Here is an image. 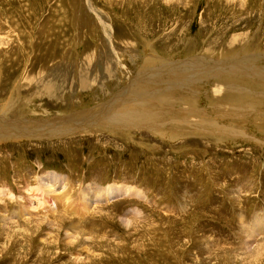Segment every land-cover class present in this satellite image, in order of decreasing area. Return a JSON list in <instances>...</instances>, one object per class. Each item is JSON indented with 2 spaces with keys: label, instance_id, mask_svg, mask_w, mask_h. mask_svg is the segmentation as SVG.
Here are the masks:
<instances>
[{
  "label": "rangeland",
  "instance_id": "rangeland-1",
  "mask_svg": "<svg viewBox=\"0 0 264 264\" xmlns=\"http://www.w3.org/2000/svg\"><path fill=\"white\" fill-rule=\"evenodd\" d=\"M263 54L264 0H0V264H264Z\"/></svg>",
  "mask_w": 264,
  "mask_h": 264
},
{
  "label": "bare ground",
  "instance_id": "bare-ground-1",
  "mask_svg": "<svg viewBox=\"0 0 264 264\" xmlns=\"http://www.w3.org/2000/svg\"><path fill=\"white\" fill-rule=\"evenodd\" d=\"M170 1H172V0H170ZM175 1V0H174ZM177 1V0H176ZM245 1V3H247V0H244ZM179 3V2H178ZM92 8V7H91ZM91 10V9H90ZM89 10V11H90ZM85 11H87V10H85ZM88 11V12H89ZM95 13V12H94ZM93 14V13H92ZM91 16V15H90ZM105 46V50H107V47H106V45H103V47ZM103 47H102V49H103ZM245 49H246V46L244 47ZM243 48V49H244ZM103 49V50H104ZM242 49V50H243ZM104 50V51H105ZM106 53H107V51H105ZM243 53V52H242ZM238 55V54H237ZM252 57V56H251ZM251 57H246V59L248 60V61H250L249 59L251 58ZM236 58V57H235ZM234 58V59H235ZM253 58V59H252ZM251 59L252 60H254L255 61V57H254V55H253V57H252ZM152 59H155V58H152ZM157 59V58H156ZM239 59H241V58H239ZM263 59H264V54H263ZM243 61H244V59H243ZM242 61V62H243ZM108 62L110 63V64H112L110 61H109V57H108ZM170 63H172V62H170ZM239 64H242V63H238L237 65L234 63L232 66H231V68L230 69H232V70H235V67L238 69L235 73L234 72H227L226 70H225V72H224V75L227 73V75L230 73V75L231 74H234L233 76H235V74H236V76H239L241 73H240V69H241V72H245V70L246 69H248L247 67H245V70H243L244 68H243V66L242 65H239ZM248 64V63H247ZM250 64V63H249ZM113 65V64H112ZM206 66V65H205ZM218 66H222V65H218ZM235 66V67H234ZM252 66V64H250V67ZM169 67V66H168ZM206 68V67H205ZM252 68H254L255 70H252L251 68H249V73L251 72V75H254L255 77L257 76V77H259V80H260V76H261V74H263L264 75V67H262V68H255V66L253 65V67ZM230 69H228V70H230ZM175 70H177V69H175ZM216 70V69H215ZM218 70V69H217ZM232 70H230V71H232ZM243 70V71H242ZM201 71V70H200ZM213 71H214V69H213ZM247 72V71H246ZM214 73V76H217L216 75V73H215V71L213 72ZM184 74V73H183ZM220 74H222V73H219V75ZM247 74V73H246ZM229 75V76H230ZM263 75L261 76V77H263ZM240 76H242V74L240 75ZM244 76V75H243ZM231 77V76H230ZM252 77V76H251ZM180 78V77H179ZM183 78H185V77H183ZM229 78V77H228ZM227 78V79H228ZM182 78H180V80H181ZM231 79H232V77H231ZM243 79V78H242ZM180 80H178V81H180ZM235 80H236V77H235ZM254 80H256V78L254 79ZM262 80V79H261ZM257 81V80H256ZM262 82V81H261ZM263 83H264V81H263ZM235 84V83H234ZM234 84H232L233 86H235L236 87V85H234ZM232 85H231V91L233 90V92L234 91H236L235 89L236 88H232ZM237 87H239L238 85H237ZM241 88H243L242 86H241ZM241 89L239 88V89H237V91L239 92ZM132 91H133V89H132ZM230 91V92H231ZM126 92H129V91H126ZM131 92V91H130ZM130 92L129 93H124V94H126V95H128V94H130ZM229 92V91H228ZM242 92V91H241ZM136 94V93H135ZM239 94V93H238ZM125 95V96H126ZM144 95V94H143ZM131 97V96H130ZM145 98V97H144ZM243 98V97H242ZM133 99H137V97H134ZM119 100V98H117V100L115 99L114 101L116 102V101H118ZM146 100V99H145ZM114 101H113V103H114ZM150 102V101H149ZM54 103V102H53ZM113 106H114V104H113ZM143 106H145L144 105V103L143 104H141V106H138L137 105V107L136 108H134V109H132V110H129V112H134L133 113V115H134V117L133 118H131V117H128L127 115H124L123 114V112H125V111H123L122 109H121V107H119L120 109H118L117 110V108H113V109H111V110H108L107 111V113H105L106 115H104V112L103 111H105V110H107V109H105V110H103V111H101V112H103L102 113V116H101V118L100 117H95V118H93V119H90V120H87V121H85V124H87V125H90V124H95V123H97V121H101V120H103V121H105V122H108V123H110V127L112 128H116L117 126V124H119L118 122H123V123H125V122H131V121H133V119L134 118H137V117H139V115L141 114V113H145L144 111H142L141 110V108H143ZM107 107H108V105H107ZM111 107H112V105H111ZM117 110V111H116ZM122 111V112H121ZM151 112H153V111H151ZM146 114V113H145ZM147 114H149V112L147 113ZM146 114V117L148 116ZM150 116H152L151 114L148 116V118L150 117ZM88 117V116H87ZM94 117V116H93ZM192 120V119H191ZM85 124L84 125H82V126H85ZM126 125V124H125ZM124 125V126H125ZM45 126H47V125H45ZM80 125L78 124V122H76V123H72V124H69V125H67V126H64V128L65 129H69V128H71V127H79ZM203 126V125H202ZM17 128H19V129H21L22 127H24V126H21V127H18V126H16ZM120 129V128H119ZM38 133H41V131H38ZM237 135V134H236ZM59 176H57V175H53V178H54V181H53V186H55V185H57L58 183H61V181H60V178H58ZM45 178V177H44ZM67 179V178H66ZM60 181V182H59ZM73 184V183H72ZM76 184V183H75ZM59 185V184H58ZM66 186V185H65ZM37 187V186H36ZM49 187V189H48V193L50 192L51 194H53V193H55L56 191H54L51 187H52V185H49L48 186ZM91 187H93V186H91ZM128 187V186H127ZM134 188V187H133ZM80 189V188H79ZM104 189V190H103ZM110 189L111 188H109V187H103V188H100V187H98V188H95V190H94V193L96 194H98L99 196H102L104 199H106L107 201H109L108 199H110L109 197L111 196V198H112V194H114L113 192H112V190L110 191ZM63 190V189H62ZM84 190V189H83ZM83 190H82V192H83ZM104 191V192H103ZM129 191V190H128ZM59 192V191H58ZM65 192H66V190H65ZM103 192V193H102ZM125 192H127V188L125 187ZM63 193V192H62ZM86 193V192H85ZM130 193V192H129ZM137 193V192H136ZM3 194V193H2ZM82 194H84V193H82ZM87 194V193H86ZM128 194V193H127ZM139 194V193H138ZM75 195V194H74ZM123 195H124V193H123ZM2 196V195H1ZM5 196V195H4ZM86 196V195H85ZM12 197V196H11ZM60 197V196H59ZM59 197H56V202H59V201H61V199L59 198ZM115 197V196H114ZM64 198H70V195L69 196H65ZM63 198V199H64ZM49 200V199H48ZM65 200V199H64ZM111 200V199H110ZM85 201V200H84ZM88 201V200H87ZM48 202V201H47ZM46 202V203H47ZM76 202V201H75ZM61 203H65V202H61ZM66 203H68V202H66ZM99 203H101V202H99ZM71 204V203H70ZM83 204V203H82ZM91 204V203H90ZM88 205V204H87ZM67 206H69V205H67L66 204V207ZM89 206V205H88ZM60 207V206H59ZM76 207V206H75ZM53 208V207H52ZM86 208V207H85ZM48 209V208H47ZM51 210H53V209H51ZM63 210V209H62ZM68 210V209H67ZM102 211V210H101ZM49 212V211H48ZM55 211L53 210V213H54ZM81 212V211H80ZM88 212V211H87ZM86 212V213H87ZM61 213H63L62 211H61ZM60 213V214H61ZM26 214V213H25ZM39 215V214H38ZM55 215V214H54ZM59 215V214H58ZM52 218H54V217H52ZM79 223V222H78ZM41 224V223H40ZM77 224V223H76ZM7 225V224H6ZM6 227V226H5ZM75 227V225L74 224H72V229ZM39 228V227H38ZM4 231H5V229L4 228H2ZM57 229V228H56ZM7 230V229H6ZM63 231V230H62ZM72 231V230H71ZM69 232V231H68ZM64 233V232H63ZM85 233V232H84ZM259 234H261V233H259ZM264 234V233H263ZM50 236H52V235H50ZM49 236V237H50ZM74 237V236H73ZM77 238V237H76ZM76 238H73V239H71L70 241H69V243L70 244H67V246H66V249L67 248H70V246H73L74 245V242H73V240L74 239H76ZM80 238V237H79ZM50 239V238H49ZM54 241L56 240V239H53ZM44 241V240H43ZM47 242H49V240L47 241ZM56 242V241H55ZM51 244V243H50ZM56 244H59V242H56ZM62 244V243H61ZM44 245V244H43ZM48 246V245H47ZM55 246V245H54ZM59 246V245H58ZM50 247V246H49ZM45 249H47V248H45ZM49 249V248H48ZM47 249V250H48ZM46 250V251H47ZM45 251V252H46ZM48 251H50V250H48ZM47 251V252H48ZM46 255H48V253L46 254L45 253V256ZM196 257V256H195ZM90 258V257H89ZM78 259H80L79 258V256H78ZM88 259V258H87ZM75 261H76V259H75ZM81 261V260H80ZM70 262V261H69Z\"/></svg>",
  "mask_w": 264,
  "mask_h": 264
}]
</instances>
